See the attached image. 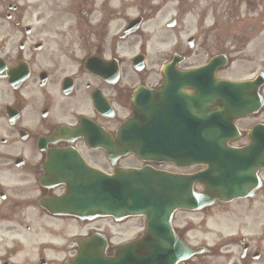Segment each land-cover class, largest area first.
Segmentation results:
<instances>
[{
    "label": "flooded vegetation",
    "instance_id": "1",
    "mask_svg": "<svg viewBox=\"0 0 264 264\" xmlns=\"http://www.w3.org/2000/svg\"><path fill=\"white\" fill-rule=\"evenodd\" d=\"M182 4L173 27L157 28L155 0H0V264H75L81 243L100 264H148L147 253L134 249L126 262L118 249L170 234L200 250L177 264H264V13L222 35L178 26ZM210 49L217 52L204 60ZM215 56L226 58L231 75L221 70L209 81L246 83L220 100L234 128L222 139L216 133L215 164H229L227 204L215 197L225 189L205 187V165H185L204 162L205 110L194 98L205 79L161 74ZM137 90L150 93L152 106L140 157L117 139ZM143 171L148 225L125 217L123 192L110 202L108 189L107 213L75 216L78 182Z\"/></svg>",
    "mask_w": 264,
    "mask_h": 264
},
{
    "label": "water",
    "instance_id": "2",
    "mask_svg": "<svg viewBox=\"0 0 264 264\" xmlns=\"http://www.w3.org/2000/svg\"><path fill=\"white\" fill-rule=\"evenodd\" d=\"M218 61H212L207 66L190 72L183 74L184 77L189 76H210L214 74L216 67H217ZM216 66V67H215ZM236 85L238 87L244 85V84H231V83H225V84H218L213 89L210 87H207L205 89L200 88L198 97L194 98V101L199 104V109L201 110L204 108L205 112L203 113L204 120L200 121V125L204 126V139H205V164L209 166H213V153L216 148L215 141L217 140L216 134L218 131L222 134V137L225 135V133L230 130L232 131V128L230 126L229 121H227V115L231 114V108L230 106L225 103L224 105L220 104L221 101H227L230 94V89L233 88V86ZM223 96V97H222ZM140 97H137L133 103L134 106V116L130 120H128L122 127L120 131V139L126 140V141H133L137 139V127H138V119L143 116L146 119V125L142 131V138L145 140H149L150 138V127H149V112H148V105L140 103L139 100ZM213 107L218 108H224L223 110L216 111V112H210V109ZM239 115V114H238ZM190 130V128H189ZM132 148V146H131ZM201 159V157H200ZM210 180L209 187L217 188V186L214 184V176L210 175L208 176ZM121 178L114 177L113 179H109V184L114 185L116 183L120 184V187H112L108 186L109 191V197L110 201H112L115 197V194L117 191H121V187L125 188L124 192V199H125V207H124V213L125 214H138L140 207L138 206V198L142 196V193L139 192L140 188L145 187L146 185L144 183H141V181H137L136 183H133V180H127L126 185L122 186ZM130 182V183H129ZM104 191V186H101V183L98 184L95 181L90 185H85L83 187V190L78 193L79 196L82 198V204L84 206L86 205H93L95 208L99 209V214L102 213L101 210V197ZM218 198L220 200L228 201L230 199L228 193H225L224 195H218ZM133 205H132V202ZM129 201L131 205H129ZM86 211L78 209V214H85ZM106 212V211H103ZM110 214H112V209L108 211ZM177 250L174 247V244H168V248L166 250L167 253L172 254L175 253ZM179 258L175 257H168L167 261H170L172 264H175Z\"/></svg>",
    "mask_w": 264,
    "mask_h": 264
},
{
    "label": "rangeland",
    "instance_id": "3",
    "mask_svg": "<svg viewBox=\"0 0 264 264\" xmlns=\"http://www.w3.org/2000/svg\"><path fill=\"white\" fill-rule=\"evenodd\" d=\"M157 6H161L160 13L157 15L156 27H163L166 20L177 15L176 7L179 0H167V3L161 4L162 0H155ZM181 14L183 15L180 27L196 28L201 26L205 29H213V33L222 35L231 33V30L242 29L249 27L250 12L246 10L251 6H259L252 13V16H260L264 13L262 7L256 3L251 4L246 0H181ZM243 2L239 11H236V6ZM166 31H164L165 33ZM207 43L212 44L215 39L214 34H210ZM158 51L164 50V47L157 46ZM215 49L205 51L204 60L216 53ZM190 64H195L196 60L191 59ZM220 75L229 76L231 70L226 68Z\"/></svg>",
    "mask_w": 264,
    "mask_h": 264
}]
</instances>
